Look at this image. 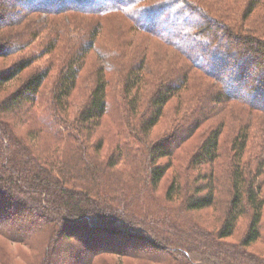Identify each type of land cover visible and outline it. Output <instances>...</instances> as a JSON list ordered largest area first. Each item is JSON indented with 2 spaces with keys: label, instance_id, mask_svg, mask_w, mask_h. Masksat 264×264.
I'll return each mask as SVG.
<instances>
[{
  "label": "trees",
  "instance_id": "1",
  "mask_svg": "<svg viewBox=\"0 0 264 264\" xmlns=\"http://www.w3.org/2000/svg\"><path fill=\"white\" fill-rule=\"evenodd\" d=\"M257 10L264 25V0H0V58L17 55L0 93L29 73L0 98V239L34 252L24 264H264V28L246 24ZM172 100L170 126L151 138ZM175 161L186 163L160 197ZM215 207L212 226L191 215Z\"/></svg>",
  "mask_w": 264,
  "mask_h": 264
},
{
  "label": "rangeland",
  "instance_id": "2",
  "mask_svg": "<svg viewBox=\"0 0 264 264\" xmlns=\"http://www.w3.org/2000/svg\"><path fill=\"white\" fill-rule=\"evenodd\" d=\"M96 2L100 1V0H95ZM208 1H215V0H208ZM241 2V1H240ZM216 4L217 1H216ZM219 5V4H218ZM242 9V5L239 6V10ZM222 11V10H221ZM4 12V11H3ZM261 14L263 13L262 10L259 11ZM222 13L224 14V12L222 11ZM62 18L64 17H68V15H61ZM115 18V17H113ZM73 20H77V18H74ZM154 20V16L151 17V21ZM236 20L232 19V22ZM261 19H259V14H258V10L256 11L255 14H251L248 17V20L246 22V24H248V22L250 25L253 26V28H258V27H263V24H260ZM111 20H108V22ZM108 22L106 21L105 24H107L109 27H112V25L108 24ZM111 24H113L114 26H120V29H122L123 31L126 32V38H128L129 34H128V30L130 29V25L128 22H126L125 20H117V19H113L111 22H109ZM86 24V23H85ZM110 34V29L108 27H106L104 29L103 34L101 35V39L102 40H107L108 39V35ZM144 37H140L139 40H141L142 42L146 43L147 45H152L153 47H155L156 51L158 52L157 57L163 56L164 58H166V60L170 63H174L176 65L180 64V58L179 55L174 52L172 49H170L169 47L162 45L161 43L157 42L156 40H154L153 37L146 35V34H141ZM41 41V38L39 39V43ZM100 41V39L98 40V42ZM154 52V51H153ZM89 60L88 62L91 64L95 59L96 56L94 54H90L88 55ZM17 58V55H13V56H9V57H4V58H0V71L1 70H5L7 68H9L10 66H12V64L15 62ZM44 62V61H43ZM56 73V69L54 68L52 70V73L50 75V81L53 80L54 75ZM28 70L22 72V74L16 79L10 81L5 88L2 90V92L0 93V98L4 97L5 95H7L9 92L15 90L19 84L23 81V78L28 75ZM87 74V73H86ZM84 74V75H86ZM89 75V74H88ZM86 91H83L82 93H84ZM81 93V92H80ZM84 95L79 94L78 96L74 97V104L73 106L70 108V113L71 116H75L76 111L82 106V101H83ZM85 101V100H84ZM83 101V102H84ZM173 113V100L170 101L166 106H165V114L164 116L160 119V121L158 122V124L152 128L151 130V138L157 139L158 137H160L161 135H163L164 133H166L165 131L168 129V126H170L171 121L170 119L172 118V114ZM221 118H224L223 116H221ZM214 124L217 125V123L220 121V118H218L217 120H214ZM109 123L108 118H104L102 121L103 125H107ZM26 126L32 127V125L30 124H26ZM28 127V128H29ZM27 128V129H28ZM196 133H201L200 132H196ZM199 134H196L194 137H192L191 139H188L185 144L182 146V148H180V150L176 153L178 158L182 161H187L188 158H190L191 156H193V153L195 152V150L197 149L196 147L199 145V143L201 142L199 139ZM94 139V138H93ZM222 141V145L224 146H229V140L227 141V138H225V136L223 135L220 138ZM94 141V140H93ZM49 141L47 140H42V144L43 147H48ZM47 149H49L50 151H53V148L48 147ZM108 151V142L103 146V150L101 151V157L105 158V154H107L106 152ZM160 164H164L166 163L165 159H161L159 161ZM186 162H183L182 164H180L179 167L174 168L175 166H178L177 162L175 161L172 165V168L169 169V171L167 172V175L165 178H162L161 182L159 183V185L157 186V189L155 191L156 195L158 194V196L162 197L167 183L169 182L170 178H171V174H172V170L178 169V168H183L184 164ZM174 204V203H172ZM220 207H215L214 209H206L203 211H199L196 213H192L191 215L195 218L196 221L200 222L201 224L205 225V226H212V224H215V216L217 215L216 213H220V211L222 210V208L219 210ZM247 216L244 217H240L238 220V225L236 227V231L233 233V235L230 238H227V241L230 242H238V240L240 239V237L243 235L245 228H246V223H247ZM263 220H264V216H263ZM0 247L4 250V252L6 253L8 260L10 262V264H24V259H30L33 256V251L29 250L23 246L20 245H12L10 243H7L5 241H3L2 239H0ZM251 251H258V244L257 245H252L249 248ZM104 259L106 260L107 264H136L133 260L130 259H126V258H120L116 255H108V256H104ZM138 264V263H137Z\"/></svg>",
  "mask_w": 264,
  "mask_h": 264
}]
</instances>
